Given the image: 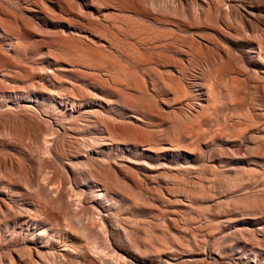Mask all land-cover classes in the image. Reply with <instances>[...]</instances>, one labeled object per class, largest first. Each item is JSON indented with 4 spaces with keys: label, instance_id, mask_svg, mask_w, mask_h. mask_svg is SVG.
Here are the masks:
<instances>
[{
    "label": "rangeland",
    "instance_id": "374dc122",
    "mask_svg": "<svg viewBox=\"0 0 264 264\" xmlns=\"http://www.w3.org/2000/svg\"><path fill=\"white\" fill-rule=\"evenodd\" d=\"M0 264H264V0H0Z\"/></svg>",
    "mask_w": 264,
    "mask_h": 264
}]
</instances>
